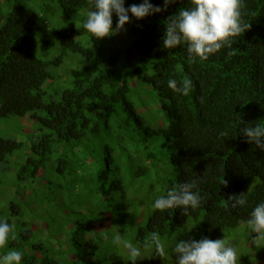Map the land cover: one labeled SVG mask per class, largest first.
Masks as SVG:
<instances>
[{
  "label": "trees",
  "instance_id": "trees-1",
  "mask_svg": "<svg viewBox=\"0 0 264 264\" xmlns=\"http://www.w3.org/2000/svg\"><path fill=\"white\" fill-rule=\"evenodd\" d=\"M150 2L163 8V0ZM92 6L93 0H0V119L28 118L33 127L25 157L22 142L0 137V162L21 160L18 180L49 207V219L36 227L60 230L49 234L58 252L38 243L35 251L46 257L21 263L101 264L97 255L104 254L108 264H127L112 243L115 234L142 252L152 232L176 244L221 239L247 226L264 203V150L240 132L264 127V0H242V21L251 27L230 48L195 62L186 45L162 48L165 24L188 0L140 20L129 12L124 30L102 40L83 28ZM112 21L115 29V13ZM38 33L45 51L60 49L57 56L36 54ZM69 51L82 63L54 76ZM170 79L178 86L191 80L189 94L174 92ZM193 180L202 197L197 209H153L157 197ZM239 193L247 203L233 209L228 197ZM60 198L55 217L50 207ZM8 243L17 251L24 246ZM150 261L162 264L154 249Z\"/></svg>",
  "mask_w": 264,
  "mask_h": 264
},
{
  "label": "clouds",
  "instance_id": "clouds-1",
  "mask_svg": "<svg viewBox=\"0 0 264 264\" xmlns=\"http://www.w3.org/2000/svg\"><path fill=\"white\" fill-rule=\"evenodd\" d=\"M176 2L177 0H163L161 8L153 5L150 0H142L138 5L132 4L125 8V0H93V6L86 15L83 28L96 40H102L124 30L125 24L130 22L129 12L132 17L140 20L165 11L169 4ZM241 3L242 0H188L189 7L179 9L165 24L162 48L173 49L182 44L186 45L190 62H195L197 58L206 61L222 48H230L233 38L251 27L242 21ZM113 13L118 17L115 29L112 27ZM168 87L187 96L191 91L192 81L184 79L178 86L175 79H170ZM240 132L247 143L255 144L257 148L264 150V127L259 124L243 126ZM197 183V180H193L174 186L166 195L155 199L153 209L164 212L180 208L184 215H188L190 209H197L201 204L202 197L194 191ZM222 184L227 186L228 181L224 179ZM228 201L233 209L243 207L247 203L244 193L232 194ZM246 224L250 233L256 234L252 236L255 247L257 249L264 247V203L254 207ZM12 230L7 220L0 221V248L5 247ZM12 238L15 239L14 236ZM112 243L123 245L132 264L146 257L142 255L140 248L129 241H122L119 234L114 235ZM143 247L154 249L155 256L165 258V248L157 232H152L145 239ZM173 252L177 264H237V250L224 238L215 240L203 238L198 241L182 239L175 244ZM21 259L22 253L12 250L0 258V264H20Z\"/></svg>",
  "mask_w": 264,
  "mask_h": 264
},
{
  "label": "rangeland",
  "instance_id": "rangeland-1",
  "mask_svg": "<svg viewBox=\"0 0 264 264\" xmlns=\"http://www.w3.org/2000/svg\"><path fill=\"white\" fill-rule=\"evenodd\" d=\"M6 9V8H5ZM4 19L6 17V11H4ZM3 19V20H4ZM53 25L51 29L57 25L58 18L56 16L51 17ZM67 21H65L66 23ZM78 25H82V22L76 21ZM1 25V22H0ZM50 31V30H49ZM41 34L36 36V54L46 59H51L60 53V49L45 51L41 45ZM120 35V34H119ZM82 63V57L79 54H75L71 51L67 53L64 58L63 64L58 69H53V74L56 76L58 73L68 72L70 69L79 66ZM33 130L31 121L28 118H14L4 117L0 119V137L4 139L16 140L22 142L23 146L19 151V154L23 157L29 153L28 145L31 143V132ZM21 160H7L0 162V221L7 220L12 226V232L9 233V239L5 247L0 248V258H2L8 251H12L15 247H9L8 242L16 241V245H24L18 251L22 253V259L27 258H45L46 255L38 256V252L35 251L36 244H40L48 251H54L56 248L51 246L56 240L50 238L49 234L55 235L59 229L43 230L42 227L37 228L45 220L49 219L47 216L49 207L43 202L40 195L35 193L30 183L26 180H18L16 176V170ZM25 187V190H24ZM26 187L28 188L26 191ZM52 197V196H51ZM47 200V198H44ZM50 207V213L55 217H58L57 205H62V198L52 203ZM44 205V206H43ZM39 217V218H38ZM63 224V221H60ZM56 227L58 226L55 225ZM55 230V231H54ZM256 235V234H255ZM15 237L13 239L12 237ZM230 245L234 246L237 250V263L239 264H263L264 263V247L257 249L252 243V236L250 230L245 224H241L228 235L223 236ZM221 238V239H222ZM165 248V258L162 259V264H175L171 257V249L175 244V237L170 241H163ZM121 252L125 256L127 264H132L128 259V252L121 244ZM137 247V246H135ZM57 250V249H56ZM60 250V249H59ZM57 250L56 252H58ZM64 247L61 248V253L64 252ZM78 251L76 248L72 253ZM65 253V252H64ZM142 255L146 256L144 259H138L136 264H151L150 261V249L142 250ZM101 264H108L106 262L104 254H98ZM21 259V261H22ZM47 259V258H46ZM46 262V261H45ZM20 264H22L20 262Z\"/></svg>",
  "mask_w": 264,
  "mask_h": 264
}]
</instances>
